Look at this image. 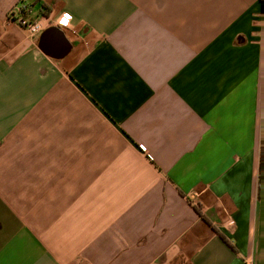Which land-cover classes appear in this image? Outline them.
Segmentation results:
<instances>
[{"label": "crops", "instance_id": "obj_1", "mask_svg": "<svg viewBox=\"0 0 264 264\" xmlns=\"http://www.w3.org/2000/svg\"><path fill=\"white\" fill-rule=\"evenodd\" d=\"M0 264H264V0H0Z\"/></svg>", "mask_w": 264, "mask_h": 264}, {"label": "built area", "instance_id": "obj_2", "mask_svg": "<svg viewBox=\"0 0 264 264\" xmlns=\"http://www.w3.org/2000/svg\"><path fill=\"white\" fill-rule=\"evenodd\" d=\"M15 13H17V15L14 20L18 22L19 26L28 29L31 36H36L42 33L52 24H58L64 28L71 27L72 15L68 12L61 14L55 20L47 15L39 18H32V5L22 2L19 5L18 11L12 12V15H15Z\"/></svg>", "mask_w": 264, "mask_h": 264}, {"label": "water", "instance_id": "obj_3", "mask_svg": "<svg viewBox=\"0 0 264 264\" xmlns=\"http://www.w3.org/2000/svg\"><path fill=\"white\" fill-rule=\"evenodd\" d=\"M57 31V32H59L62 36H63V38L65 39V40H67L66 39V37H65V35H64V33L60 30V29H58L57 27H50V28H48L47 30H45L44 32H43V37H48L49 35H50V33L52 32V31Z\"/></svg>", "mask_w": 264, "mask_h": 264}, {"label": "trees", "instance_id": "obj_4", "mask_svg": "<svg viewBox=\"0 0 264 264\" xmlns=\"http://www.w3.org/2000/svg\"><path fill=\"white\" fill-rule=\"evenodd\" d=\"M44 8H45V6H44ZM45 13H47V10H46V12Z\"/></svg>", "mask_w": 264, "mask_h": 264}]
</instances>
